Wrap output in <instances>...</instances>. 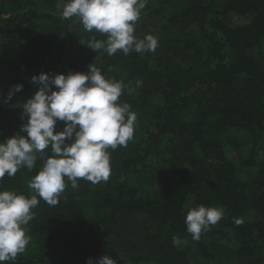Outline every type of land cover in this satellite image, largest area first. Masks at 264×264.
<instances>
[{
	"label": "trees",
	"instance_id": "1",
	"mask_svg": "<svg viewBox=\"0 0 264 264\" xmlns=\"http://www.w3.org/2000/svg\"><path fill=\"white\" fill-rule=\"evenodd\" d=\"M64 3L0 0V141L27 135L33 76L87 73L90 64L126 86L119 102L136 114L134 137L108 149L107 182L72 188L65 178L57 205L37 197L23 226L30 243L4 264L104 255L117 264H264V0H148L134 36L153 35L158 47L112 56L86 46L107 37L64 18ZM16 84L23 89L9 101ZM37 156L0 190L34 195ZM201 205L223 217L193 240L185 218Z\"/></svg>",
	"mask_w": 264,
	"mask_h": 264
},
{
	"label": "clouds",
	"instance_id": "2",
	"mask_svg": "<svg viewBox=\"0 0 264 264\" xmlns=\"http://www.w3.org/2000/svg\"><path fill=\"white\" fill-rule=\"evenodd\" d=\"M147 3L148 0H65L62 15L66 19L77 17L86 31L95 30L107 37L88 42L86 46L96 52L103 50L109 56L118 51L124 55L132 51L144 54L158 47L153 35L143 39L134 36L135 23ZM32 82L39 86L38 90L22 105L21 119L27 117V122L22 123L21 132L27 135L0 141V180L5 175L15 176L21 168L32 170L38 153L43 163L28 183L35 193L30 198L0 190V264L14 261L30 243L23 226L33 219L32 209L39 204L37 197L49 206L57 205L66 187L65 178L72 188L78 187L79 179L94 185L107 182L111 174L108 149L127 147L136 127L137 117L131 106L119 102L126 86L106 78L93 64L87 73H41L33 76ZM22 89V84L14 85L7 100ZM58 121L64 122L62 131L55 130ZM46 149L51 155H45ZM222 217L223 209L198 206L188 211L186 230L193 240H199L201 233ZM173 243L180 241L174 238ZM86 264L117 262L104 255L88 258Z\"/></svg>",
	"mask_w": 264,
	"mask_h": 264
}]
</instances>
